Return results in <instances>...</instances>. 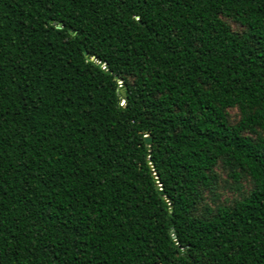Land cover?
Returning a JSON list of instances; mask_svg holds the SVG:
<instances>
[{
  "label": "trees",
  "instance_id": "16d2710c",
  "mask_svg": "<svg viewBox=\"0 0 264 264\" xmlns=\"http://www.w3.org/2000/svg\"><path fill=\"white\" fill-rule=\"evenodd\" d=\"M0 264H264V0H0Z\"/></svg>",
  "mask_w": 264,
  "mask_h": 264
},
{
  "label": "rangeland",
  "instance_id": "374dc122",
  "mask_svg": "<svg viewBox=\"0 0 264 264\" xmlns=\"http://www.w3.org/2000/svg\"><path fill=\"white\" fill-rule=\"evenodd\" d=\"M230 24L234 30H240L241 29V27L239 25H236L233 22L232 23L230 22ZM229 116H230V121L232 123L236 122L239 118V115L235 109H232L229 111ZM221 178L223 179L224 182L221 183V185L218 189V192H219L222 199H227V200L231 199L232 193H231V190L228 189V185L230 184V181L226 179L225 174H222ZM245 186L247 188H249V185L246 184Z\"/></svg>",
  "mask_w": 264,
  "mask_h": 264
},
{
  "label": "water",
  "instance_id": "95a60500",
  "mask_svg": "<svg viewBox=\"0 0 264 264\" xmlns=\"http://www.w3.org/2000/svg\"><path fill=\"white\" fill-rule=\"evenodd\" d=\"M121 93L123 94V92L121 91ZM150 141V138L148 137H145V142H149Z\"/></svg>",
  "mask_w": 264,
  "mask_h": 264
},
{
  "label": "snow or ice",
  "instance_id": "6c2138e0",
  "mask_svg": "<svg viewBox=\"0 0 264 264\" xmlns=\"http://www.w3.org/2000/svg\"><path fill=\"white\" fill-rule=\"evenodd\" d=\"M121 103H123V101H121Z\"/></svg>",
  "mask_w": 264,
  "mask_h": 264
}]
</instances>
